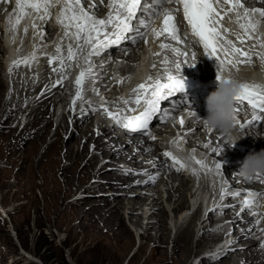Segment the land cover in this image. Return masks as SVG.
Returning a JSON list of instances; mask_svg holds the SVG:
<instances>
[{
    "label": "bare ground",
    "instance_id": "6f19581e",
    "mask_svg": "<svg viewBox=\"0 0 264 264\" xmlns=\"http://www.w3.org/2000/svg\"><path fill=\"white\" fill-rule=\"evenodd\" d=\"M61 1L63 4V0ZM159 2L163 3L165 0H159ZM60 4L61 2L56 4V9L53 6L49 10L50 12L54 10L57 17L62 8ZM2 5H4V2L0 3V6ZM233 13L238 28L242 32L245 31L240 27L241 24L246 27L251 25V27H247L248 35H244L245 42L242 44L237 43L236 47L241 48L244 52L247 51L253 59L249 63L236 64L237 70L242 76L250 79L248 84L262 85L264 84V46H262L264 45V31L257 27L258 12L248 11L247 16H245L244 10L236 8ZM47 20L44 18L39 26L34 27L33 25L32 30H28L27 21L18 24L13 31L12 28L8 30L7 19L5 17L0 18L1 32L6 33L3 37L8 34L6 39L7 59L5 62L0 63V125L9 127L7 137L0 141V153L2 156L6 155L8 160L16 162H14V166L17 179L21 178V175L26 171L32 173L34 178L52 174L50 181L56 183L57 177L61 174V180L56 183L57 186L55 185L57 191L55 196L57 198L64 197L67 204L63 209L57 208V216L70 218L71 222L64 224L63 227L74 239L79 240L81 235L80 244L89 239L100 240L104 238L115 242L116 245L123 240L132 243L133 231L138 233V229L141 228L139 248L133 256L135 258L144 247L143 241L149 238L155 241L158 240L162 245L171 241L173 247L170 258L174 264H194L197 255L204 251L207 252L206 254L203 253V258L199 264H264V229H259L254 224L255 218L253 217L254 211H260L259 206L264 203V201L258 202L264 197V184L256 179L244 180L236 172L233 177L232 175L228 177L223 175V180L226 183L222 185L221 176L216 173V163L213 165V161L210 159L213 158V155L221 153L222 148L220 146H222L221 143L225 145L224 140L220 134L214 130L210 132L202 123L194 124L196 118L188 123L185 122L184 126L180 127L176 119L173 120L168 117L172 116L173 112L163 113V125L157 131L160 135L166 137L164 142L169 144L167 149L172 152L174 157L187 151L188 146L192 150L195 148L193 154L188 155L184 161L187 170L201 172L198 182L195 180L196 178L190 179L184 173L178 171L175 174L168 172L164 166L166 164V162L164 164V157L160 149L158 151L157 142L155 144L150 143L143 136L141 139L134 138L126 131L122 132L123 130L113 124L109 125L105 122L99 124L95 114L91 112L86 116L77 113L72 117L68 111L58 122L55 132H51L52 134L48 136V129L51 125L53 127L54 124V115L59 119L61 117L57 111L50 112V106L58 105L62 100L60 97L57 103L55 99L60 91V86H57L58 79L52 81L46 75L41 74L38 76V81L35 82L37 77L27 71L24 66L18 67V64L19 62L22 63L23 59L21 57L24 54L25 58H28V62L33 63L32 55L30 56L29 53L35 54L37 52L40 56L35 59L34 65L39 64L42 66L45 64L44 59L48 57L42 51H36L37 46L47 47V49L49 47L54 48L53 58L61 60L63 65L72 60L80 62L81 59L77 51L82 43H86L83 34L80 40H76L71 35L76 31L75 28L68 29L70 34L65 35V28L61 24L57 21L56 23L53 21L47 23ZM262 21L264 22V16ZM34 22L35 20H30L29 23L34 24ZM45 23L47 25L43 28ZM53 24L57 28H55L56 32L54 33L50 32L54 31ZM51 37H53V40L47 43V40ZM139 40L141 41L138 42ZM69 45H71L75 54L72 60L68 58ZM58 47L60 48L59 52H57ZM153 49L156 52L157 47L152 40L148 42L146 37L136 39L130 48L123 51L122 62L117 68L123 70L122 72H126L124 68L128 71H134L135 67V70H137L141 63L152 61L151 51ZM82 51L83 49H80V52ZM169 53L170 63L167 65L158 62L159 55L154 56L153 61H156L155 65L158 66L156 76L165 74V67L171 70L175 68L174 52L170 48ZM3 54L4 51L0 49V55ZM41 56L46 58H42V61ZM13 62L18 63L14 65ZM109 66L111 64H108V68L101 70L103 79L100 80L102 81L100 86L98 85L99 93L105 94L103 100H111L110 106L116 108L120 106L119 97L124 100L134 98L133 89L139 85L138 78L135 77H138L141 73L138 74L135 71L133 77L130 78V81L133 80L134 88L129 85L122 87V89L119 88L113 91L114 96L108 99L106 94L109 93L106 91V83L110 81L111 75L104 72L109 69ZM258 66L259 68H257ZM8 69H10L11 74L6 73ZM224 71H227V69ZM20 75L24 76L21 81L27 82L26 89L25 84L19 82ZM100 78H102V75H100ZM214 79L211 81H214ZM115 80L117 81V78ZM49 81L52 82L49 87H46ZM10 83L14 86V90ZM20 86L22 88L18 90ZM77 92L74 93L75 95L71 99L77 100ZM209 94L203 97L206 98ZM168 103L171 104L170 101ZM35 105H40L38 111L33 110ZM128 106L134 108L135 104H128ZM170 108H172L170 105L165 107V109ZM23 109H30L27 118L31 116V120H25L23 128L20 132H17V121H19V115L20 112L23 113ZM71 117L73 118V128H69L68 131L67 120ZM261 125H264V120H261L255 128L242 130L245 135H248V143L256 141L252 137H257V127ZM66 131L72 136L70 144L67 143L64 136L67 133ZM155 131H152L153 134ZM140 133L143 134L142 131ZM49 137L50 141H48ZM54 138H56L55 144L52 142ZM25 140H28L29 143L26 144ZM209 141H211L209 147H204V144ZM212 148H217L219 151L213 153L209 158L206 157V154L197 156V153L202 152L200 150L208 151ZM156 153L159 154L157 162ZM63 159H66V163H63ZM196 160L202 161L206 167H201L200 164L196 163ZM112 163H114V166H111ZM226 165H233L236 171L240 167V163L233 157L226 161ZM107 168L118 170L112 173L108 172ZM145 170L149 171L146 178L144 177ZM128 171L129 175L124 176L123 174ZM98 173H100L102 181L115 180L117 182L115 183V186L117 184L116 190L109 189L108 192L113 193V195L110 196L107 203L101 205V202H93L86 208L87 210L77 211V214L82 215L78 219L72 214L70 207L73 205L79 206L84 193L96 189L95 182H92V179ZM137 173H141V176H137L139 180L145 178L143 183L145 186L137 189L132 188L133 190L125 189L127 186L124 183H134L137 177H133L132 174ZM260 177L264 180V176ZM158 181L160 183L157 185ZM218 185L221 186V189L222 187L224 189L223 196L220 195L221 189ZM42 188L47 194L48 190L44 186ZM211 188L219 192L212 204L216 207L214 211L207 213L206 210L198 208L194 214H191L190 209L193 198L194 202L202 203L206 201L208 199L206 190ZM79 191H82V194L79 198H76ZM117 192L118 194H115ZM236 192H240V196H235L234 193ZM249 192L259 194L253 196L255 201L251 204L252 210L241 205L244 198L250 197L248 196ZM121 194L122 196H120ZM4 197L0 194L1 201ZM173 198L176 199L173 201ZM227 199L229 200L227 201ZM244 209L250 210L249 213H252L249 215V219L245 215L241 218L236 216L237 211H243ZM10 210L14 211L12 208ZM176 211L178 213L174 214ZM171 212L175 215L174 224L172 223ZM144 213L147 215L146 220L143 218ZM7 214L8 212L0 207V217ZM184 223H186L185 226ZM128 224H133L132 230H129ZM173 229H176L174 236ZM196 233H200L198 239L195 238ZM229 239H235L236 241L234 245L225 251ZM218 242H221V245L218 246ZM20 247L23 249L21 245ZM216 248H219L222 253L215 258H211ZM177 249L181 250V254L175 258L173 253ZM25 251L31 256L30 252ZM156 254H158L156 250L151 252L152 256ZM101 255L105 256V253L102 252ZM161 255L168 257L167 250L161 251Z\"/></svg>",
    "mask_w": 264,
    "mask_h": 264
},
{
    "label": "rangeland",
    "instance_id": "374dc122",
    "mask_svg": "<svg viewBox=\"0 0 264 264\" xmlns=\"http://www.w3.org/2000/svg\"><path fill=\"white\" fill-rule=\"evenodd\" d=\"M53 29L54 31L52 30L50 32H56L54 27ZM53 37L47 40V43L51 42ZM1 46L2 44L0 41V49H2ZM1 57H3V55H0V63L4 62ZM22 77L24 76H19V82L21 83L23 82L21 81ZM52 81H49L46 87H49ZM26 83L27 82H23V84H25V89ZM10 86L14 90V86H12L11 83ZM21 88L22 87L20 86L18 90ZM61 96L62 95L60 93L55 96L57 103ZM39 107L40 105H35L33 110L38 111ZM53 108L54 106H50V112H53ZM29 111L30 109H23V113L20 112L19 121H17V132H20L23 128V125L26 122L25 120H31V116L27 118ZM62 117L57 120L54 115V124L52 123L53 127L51 125L48 129V136L52 134L51 132H55V128L58 126L56 121L59 122ZM67 125L68 131L73 128L72 117L67 120ZM8 128L9 127L7 125H0V141L7 137ZM68 131H66L67 133L64 134V136L67 139V143L70 144L72 136ZM48 141H50V137L48 138ZM55 141L56 138L52 140L53 144H55ZM24 142L26 144L29 143L28 140H25ZM8 155L10 158V153ZM155 155L156 158H159L158 153ZM0 157L2 158H0V194L5 196L0 203V207L4 208V211L7 209L6 206H14L15 209L13 207V210L18 209L17 212H8L5 216L9 217H7L4 223H2V220L0 219V264H174L170 258L173 247L171 241L162 245L158 242V240L155 241L149 238L145 239L143 241L144 247L141 249V252H139L136 258L133 257L139 248V234L142 232L141 228L138 229V233L133 231L132 243L123 240L116 245L115 242L104 238L100 240L89 239L80 244L79 241L81 239V235L79 236V240L74 239L71 237V234L65 231V228L63 227L64 224H69L71 222L70 218L67 216H57V208L60 207V209H63L67 204L64 197L57 198L55 196V192H57L55 190V185L61 180V174L57 177L56 183L50 181L52 179V174H50V176L45 175L41 176V178H34L32 173H28L26 171H24L23 175H21V178L17 179V172L14 166L15 161H11L10 159L8 160L6 155L2 156L1 153ZM63 163H66V159H63ZM111 166H114V163H112ZM117 170L118 169L116 168H107V171L112 173H115ZM144 172L146 175H144V177H148L147 175H149V171L145 170ZM99 174L100 173L92 179V182H95L94 184L96 189L84 193L79 206L73 205L70 207L72 214H74L78 219H80L82 215L77 214V211L87 210L86 208L93 202H101V205H103V203H107L110 196L113 195V193L108 192L109 189H115L117 187V184L115 186V183H117L115 180L102 181ZM123 175H129V171ZM132 176H141V173L132 174ZM145 178H143V180H139V177H137L134 183H124L127 186L125 189L133 190L132 188L137 189L144 187L145 184L143 183L145 182ZM159 183L160 182L158 181L157 185ZM261 183L264 184V182ZM43 186L46 190H48L47 194L44 192L42 188ZM81 194L82 191H79V193L76 194V198H79ZM115 194H118V192ZM120 196H122V194ZM263 198H261V200H264ZM175 199L176 198H173V201ZM260 206L259 210H263L264 203ZM177 213L178 211L174 214ZM171 216L172 223L174 224L175 215H173V212H171ZM143 218H145V220L147 219V215H145V213L143 214ZM186 223H184V226ZM128 227L129 230H132L133 224H128ZM175 233L176 229H173V236ZM197 236L198 233H196L195 238H197ZM20 245L23 249L27 250L35 257V261L28 260V258L25 257L26 255L21 253V249L19 248ZM153 250L158 251V254L152 256L151 252ZM164 250H167L168 257H163L161 255V251L163 252ZM102 252L105 253V256L101 255ZM206 252L207 251H204L203 253L206 254ZM203 253H199L196 260L200 257V255H203ZM208 253L210 252L208 251ZM173 254L176 258L179 254H181V250L177 249Z\"/></svg>",
    "mask_w": 264,
    "mask_h": 264
},
{
    "label": "snow or ice",
    "instance_id": "6c2138e0",
    "mask_svg": "<svg viewBox=\"0 0 264 264\" xmlns=\"http://www.w3.org/2000/svg\"><path fill=\"white\" fill-rule=\"evenodd\" d=\"M60 2L61 0H16V6L20 10L21 15L16 18L15 23L11 24L12 30L14 31L19 24L26 9L30 8L36 13L42 11L43 16L41 19L50 18V8ZM168 2L171 3L172 0H168ZM227 2L231 4L233 8L244 7V5L240 3V0H235V2H233V0H227ZM175 3L182 6L184 19L190 26L192 34L198 38L200 44L203 46L205 55L219 61V67L217 68L218 81L222 80V73L229 65L234 66L245 61H251L249 54L244 52L241 48L236 47L231 40L225 41V45L227 46L220 44L221 34L219 28L221 27L220 20H222L223 17L213 6L212 0H175ZM140 5L141 0H110L109 7L115 10V14L109 12L107 19H98L85 11L82 0H63V7L57 17V23L65 28V35L70 34L68 29L75 28L76 31L71 33V35H73L76 40H80L83 34L84 42L91 45L95 50L89 53L91 56L93 54H99L98 49L100 47L118 44L121 40L128 38L125 34L133 31L130 22L135 17L136 11L140 8ZM176 10L177 9L164 10L162 28L159 31L153 28L157 38L166 34L171 40H180V37L177 35L178 29L175 24V17L172 15V12ZM248 11L249 9L245 8V16H247ZM252 11L259 12L261 16H264V9H252ZM122 13L125 15H122ZM218 17L220 19H217ZM109 26L113 28L112 33L107 31ZM240 27L244 29L245 35H248L247 27H251V25L246 27L244 24H241ZM25 31H27V29H25ZM101 36L104 37L103 40L100 39ZM238 39L241 44L245 42L243 37H238ZM133 42H135V38H133ZM160 48L169 49L171 45L168 43H161ZM171 50L177 56L186 55V53L182 52L180 49L171 48ZM59 51L60 48L58 47L57 52ZM157 55H159V53H157ZM192 56L193 59H195V53H193ZM74 57L75 54L73 49L71 45H69L68 58L72 60ZM23 62L27 63L28 58H25ZM49 62L51 63L52 60ZM13 63L16 65L18 62ZM163 63L164 65L170 63L167 56ZM184 63H186V61ZM153 67H155V65H153ZM174 67L177 72H180L181 62H176ZM89 71H91V69H89ZM164 71L167 80L166 83H162L159 79L153 84L141 83L133 89V93L135 94L134 98L123 101L125 105L135 104L139 106L143 103L145 107L142 112L135 116L125 115L121 117L119 114L109 112L105 109L109 118L115 120L117 123H121L125 129L131 131L147 130L153 115L160 111L159 101L167 99L169 96H173L176 93H181L185 88L182 75L179 77L173 75L167 67H165ZM85 76L86 73L81 71L76 80V84L81 90ZM149 79L151 80V77H149ZM80 98L81 91H78L76 99ZM245 102L247 106L252 109V117L245 123H241L239 120L237 121V126L241 130L248 126L255 125L258 121L264 120V116L261 115L264 114V86L248 83L241 85L240 92L236 97V115H239L241 110L240 106L244 105ZM73 103H75V101ZM128 111H135V109H128ZM193 115L196 114L193 113ZM179 123L183 126L185 121L180 119ZM209 131L211 132L212 130L209 129ZM146 134L152 139L155 138L151 131H147ZM210 143L211 141L204 144V147H209ZM218 151L217 148H212L213 153ZM164 155L171 157L175 163H181L171 152H165ZM196 163L200 164L201 167H206L202 161L196 160ZM183 167L184 165L181 163V169ZM221 167L222 165L220 163L216 164V173L221 176V183L223 185L226 181L223 180V174L220 172ZM209 171H211V169H209ZM193 175H196L195 170H193ZM255 179L264 182L259 175H257ZM223 194L224 189L222 187L221 195L223 196ZM234 195L240 196V192H236ZM256 195L259 194L255 192L248 193L250 197ZM242 205L244 207H251V202L249 200H243Z\"/></svg>",
    "mask_w": 264,
    "mask_h": 264
},
{
    "label": "clouds",
    "instance_id": "9594fccd",
    "mask_svg": "<svg viewBox=\"0 0 264 264\" xmlns=\"http://www.w3.org/2000/svg\"><path fill=\"white\" fill-rule=\"evenodd\" d=\"M244 83L246 82L236 73L223 72L222 80L218 81L216 90L206 97V117L201 118L195 113L206 129L214 130L222 136L228 148H234L239 141L248 136L237 126L238 120L235 114L236 97L240 92L241 85ZM252 138L257 139L255 137ZM237 174L248 181L254 180L257 175L264 176V149L247 154L243 161L240 162ZM5 212L10 213L13 211L6 209ZM5 217L4 220L1 219L2 223L9 216ZM21 253L25 254L27 258L29 257V260L35 261V257L31 254L32 258L24 249H21Z\"/></svg>",
    "mask_w": 264,
    "mask_h": 264
}]
</instances>
